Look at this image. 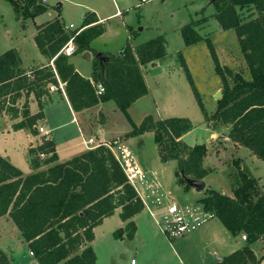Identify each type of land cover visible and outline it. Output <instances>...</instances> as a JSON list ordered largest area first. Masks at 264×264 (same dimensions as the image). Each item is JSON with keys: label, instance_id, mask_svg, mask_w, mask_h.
Listing matches in <instances>:
<instances>
[{"label": "trees", "instance_id": "16d2710c", "mask_svg": "<svg viewBox=\"0 0 264 264\" xmlns=\"http://www.w3.org/2000/svg\"><path fill=\"white\" fill-rule=\"evenodd\" d=\"M18 16L36 18L47 12L50 5L41 0H7ZM215 8L213 17L222 29L236 31L240 49L245 57L250 78L221 65L211 38L203 36L199 27L209 21L204 14L185 24L181 33L186 45L205 40L221 77L222 96L214 112L206 108L191 70L179 53L180 63L189 80L195 98L206 122L214 127L229 125L228 136L249 148L254 155L264 159V0H210ZM243 9H250L246 17ZM94 12H88L81 28L71 30L57 17L37 26L35 41L49 64L30 71L21 67L17 50L9 49L0 55V113L21 121L15 130L29 128L38 135L36 125L44 117L50 84L65 83V90L75 111H83L113 100L132 124L126 136L154 132L159 155L163 162L176 160L178 183L190 186L182 172L196 179H204L213 170L204 165L208 154L207 143L188 145L182 137L194 129L189 117L172 116L155 118L146 115L137 125L129 108L149 93L141 65H147L168 56L165 36H156L135 48L128 43L122 54L109 60L95 58L92 80L83 76L63 50L71 40L76 45L73 54L91 50V42L102 35L105 27L98 23ZM81 29L79 33L77 31ZM53 61L54 65L51 64ZM230 77V79H229ZM102 82L105 91L98 95L95 83ZM27 100L22 110L17 102L24 95ZM34 94L39 112L31 114L29 95ZM32 174L24 172L0 155V217L9 215L20 230L37 263L31 264H97L98 256L91 242L94 229L121 208L120 217L127 221L125 227L113 232L115 239L132 240L137 231L134 216L145 205L110 146L100 143L65 162L40 169L43 164L58 160L53 140L44 139L36 149ZM46 157L40 158V154ZM241 158L234 160L236 170L226 177L233 195L215 189H206L200 202L207 211H213L233 236L247 235L246 245L216 264H260L251 244L264 238V190ZM0 264H14L0 251Z\"/></svg>", "mask_w": 264, "mask_h": 264}, {"label": "crops", "instance_id": "0c3cea01", "mask_svg": "<svg viewBox=\"0 0 264 264\" xmlns=\"http://www.w3.org/2000/svg\"><path fill=\"white\" fill-rule=\"evenodd\" d=\"M50 1H53V0H46L45 3L50 5L51 4ZM61 1L62 2L59 3L60 4V7L58 8L59 10H55L50 7L47 12L41 15H38L34 19L31 18L34 22V28L31 30V33L29 35L24 31L14 33L11 28H7L5 37H6V40L8 41V44L4 46V49L3 51H1L0 55L9 49H15L18 51L21 57V67L24 70L30 71L36 67L46 66L49 64V59L41 53L35 41V36L38 33L37 26L59 17L65 22V24L71 30H75L83 26L84 19L88 12H94L99 19L98 23L102 24L105 27V31L102 35L98 36L91 42V50H88L91 52V58H85L84 52L73 54V52L76 49V45L74 44L73 41L68 43V47L70 45L73 46V50L69 54L71 55L70 60L74 63L77 70L83 76L87 78H91L92 80L95 58L98 52H102L105 56L109 57L110 59V56H117V55L122 54V50L124 46L128 43L132 46V48H135L137 45L141 43H144L156 36L162 35V33H164L165 35L167 34L165 33L167 31H162V29L159 28V26H156L154 29L155 31H154V30L149 29L151 25L147 26L142 23V21L148 20V19L150 21H153L155 19V16L158 15V12L156 11L157 8L155 9V5L143 7V5L149 3L150 0H147V1H143V0H61ZM187 1L192 2V0H186V1L182 0V4H185L186 6L188 3ZM65 2L76 7L75 8L76 12L74 14H72L69 10H65L63 8L65 5ZM193 2H195V0H193ZM137 8L140 9L139 12H137ZM202 8L203 7H201V9ZM214 13H215V8H214L213 13L209 15L210 16L209 21L199 27L200 32L207 25V23H209L211 20L213 19L217 20L215 17H213ZM45 14L49 15V18H46V20L42 22L40 18L43 17ZM21 18L23 20L28 19L24 16H19V17L17 16L18 20H21ZM66 18H69V21H67ZM187 20L188 19L180 21V23L177 25L178 30L180 32H181L182 26L190 22ZM71 25H73V27H71ZM25 26H27V24ZM151 31H154L156 34L151 33ZM232 31H234V33ZM229 35H232L238 41V37L234 29L224 30L222 29V27L220 28L218 38L225 39V38H228ZM183 43L185 47L188 49L189 47H193L196 44L201 43V41L196 44H192V45H186L185 41H183ZM224 44L221 45L222 46L221 49H218V47L215 46L217 54L219 56L222 66H226V67L233 69V67L236 66L234 52H231L230 50H228L230 49V47L229 46L227 47V45H224ZM239 47H240V44H239ZM63 51H65V49ZM243 59L246 62L245 57ZM165 60L167 59L156 60L155 61L156 65H152V66L153 67H161L163 65L165 66V63H163V61L166 62ZM51 64L54 65L53 61H51ZM151 64H153V62L147 65H141V69H142L146 84L148 86L149 93L146 96L138 99L129 108L130 115L135 123L136 121L134 120L132 116V112H131L132 109L135 107V105L140 103V101H142L146 97H150L151 95H153L152 87H151L152 74H150V71H152ZM187 64L190 68L189 62H187ZM234 71L236 72L238 70H234ZM60 81L61 80H59V85L50 84L48 86L49 93L43 97V99L46 101V104L44 107V117L40 119L36 125L37 129L39 126H44V128L49 132L47 136L44 135L43 133H38V135H34L29 128H22V129L15 130L13 125L21 121L24 118L21 112H20V116L16 119H12L10 115H8L5 111L0 113V155L6 157L15 166L20 168L24 172L25 175H29L35 172V170L32 167V164H33L34 159L36 158V154L32 152V149H36L37 146L44 139H50L54 141L57 154H58V160L50 164H43L40 169L47 168L59 162H65L67 160H70L74 156L84 153L85 151L90 149L89 147H87L84 141L90 138L93 139L92 144H95V143L99 144V143H103V142H107L111 140L116 141L119 138H123L121 143L117 141L118 143H120L117 146V148L125 147L132 154L134 153L133 155L136 157V159L138 160L142 168L148 173L149 177L152 180L157 179V181L161 185V189L164 192H166L167 190L163 188L165 184L162 180L161 174L159 170L157 169V167L154 166L155 160L151 161L147 159L146 161H144L145 159H143V161H141L139 158V156L141 157L142 155H141V152L139 151L141 147L138 144L144 143V137L149 133H152L154 135V132L148 131V132H145L137 136L128 137L126 136V134L132 130L133 128L132 124H131V127L129 126V128H127L125 132L119 131L118 126L111 124L112 123L111 114L110 113L108 114L106 110L107 105H111L110 107L112 108V110L116 109V106H114V104H110L113 100L108 101V102H102L97 106L85 109L83 111H79V112L75 111L66 93L65 83H64V90H63L60 87ZM51 86H54L55 88L52 89ZM218 92L222 93V82L219 85H216L214 89L212 90V96L214 99H216V95ZM201 96H202V93H201ZM26 100H27L26 94L21 99L18 100L17 106L19 107L20 110L23 109L24 103L26 102ZM28 100H29L30 113L31 114L38 113L40 109H39L38 100L36 99L35 95L30 94ZM217 100L218 99L215 100L214 109L211 110L210 113L216 110ZM95 111H101L105 113L107 116L106 118L102 120V123L99 122L98 126L95 127L93 131L86 132L84 125L82 124L83 113L95 112ZM111 113L113 114L114 112H111ZM148 114H151V113L149 112L142 113L141 121L136 124L139 125L142 122L143 118ZM152 115L155 118H160V119L172 117V116H185V117H189L190 119H192L190 115H188L187 113L180 114V115H176L172 113V114L166 115L163 112H157L156 114H152ZM124 117L129 122V120L126 118L125 115ZM192 121L195 125L194 129H192L190 132H188L182 137V139L188 145L194 146L196 144L207 143V146L209 148V146L211 145L209 141L210 139L214 137L219 138L222 136L223 138H220V139L224 141V145L218 148L217 150L209 149L208 154L204 159V165L213 170L209 175H207L204 179H202L206 182V189L210 188V189L218 190L213 185L214 179H212V177L215 173L219 171H222L225 177L227 176L226 173L224 172V167L226 165L225 164L226 162L224 161L223 157L224 155H226V153L229 152V149L230 150L235 149V151L238 154L237 158H241L242 160V163H241L242 166L247 167L251 171V173L256 178L259 179V183L264 190V175L260 173V170H258L259 167L260 168L263 167L264 169V166H262V164L258 162L259 157L254 155L249 148L241 145L240 143L236 141H233L228 136L229 131H227L226 134L221 133L222 127L226 126V129L230 130L229 125L214 127L211 123H208L205 121L204 116L201 118V121L199 122H196L193 119ZM40 122H44V123H40ZM199 126H202L205 129V133L202 134V136L199 138L194 137L193 133L196 131V129ZM189 137H191L190 139L191 141L187 142V139ZM139 140H140V143H138ZM114 149H115L114 152L117 154L116 148ZM157 149H158V145H157ZM45 157L46 155L44 154V156H41L40 158H42L43 160V158ZM158 159L162 161L160 155L158 156ZM248 161L250 163H248ZM192 189L196 191L195 188H192ZM218 191H220L223 194L233 195L231 185H230V190H218ZM198 193L203 194L205 193V191L198 192ZM120 212H121V208H117L115 213L112 216L106 217L103 220L102 224L95 227L94 229L95 239L94 241L91 242L92 246L98 237V231L100 229L106 227L107 225H110V232L113 234V232L116 229L126 226L127 221H123L121 219ZM214 217H217V216L215 215ZM133 220L135 221L137 225V231H136L134 239L130 240L125 237L124 239H116V240L119 242L129 241V243L132 245L131 246L132 248L134 247L136 250L140 251L143 264H147L148 258L151 256L150 254L152 253L153 248L156 247L160 243L161 244L165 243V245L167 246L169 244L170 247H172L171 249L173 251V256H176L182 262V259L180 258L178 250L174 248V244L171 243L168 237L162 232L157 220L148 212L147 209L144 208L142 212L136 214ZM218 220L220 221L221 234H223L225 231L227 233H230V231H228V229L224 226V224L221 222L219 218ZM5 229H9L11 232L7 236L8 244L4 246L0 245V251L5 252L14 264L37 263L36 258L31 253L28 247V242L25 241L20 230L18 229V227L16 226V224L13 222V220L11 219L9 215H4L0 217V241L5 235V232H4ZM217 233H218V230H216V236H219ZM242 234L243 233H241L238 236H233L231 234L232 235L231 237H233V240H229L226 242H224L223 239L221 238L220 241L224 243L216 244V246L212 248L211 255L213 257L222 256L224 258L225 256H228L234 251L238 250L239 248H243L247 242L246 240L242 238ZM196 236H199V234H197ZM10 243L17 244L23 247L26 250L25 251L26 256L25 255L20 256L16 253H12V249H10V245H9ZM251 248L255 252L258 258L263 256L264 238L251 244ZM220 249H222V251ZM161 260L162 262H168L171 259H169L167 255H165V257L164 256L161 257ZM217 262L219 261L216 260L215 258L214 259L208 258L206 259V261L200 262V264H216ZM98 263H99V257H98L97 264ZM136 264H139V263L136 262Z\"/></svg>", "mask_w": 264, "mask_h": 264}, {"label": "rangeland", "instance_id": "374dc122", "mask_svg": "<svg viewBox=\"0 0 264 264\" xmlns=\"http://www.w3.org/2000/svg\"><path fill=\"white\" fill-rule=\"evenodd\" d=\"M60 2L62 1H50V7L55 10H59L58 8L60 7ZM187 2L188 3L185 6V4H182V0H150L149 3L143 5V7L155 5V9L157 8L156 11L158 12V15L155 16V19L153 21H150L149 19L144 20L142 23L147 26L151 25L149 28L151 30H154L156 26H159L162 31H167L165 32L167 33L166 35L164 33H162V35L165 36L168 43V56L165 58L167 59L165 60L166 62L163 61L165 66L163 65L161 67H153V64H151L152 68H150L152 71H150V74H152L151 87L153 95L146 97L132 109V116L136 123L141 121V115L144 112H149L151 114L163 112L166 115L172 113L176 115L187 113L194 121H201V118L204 115L195 98L186 73L181 66L179 53L183 54L186 62H189L191 73L198 89L202 93V98L206 108L209 112L214 109L216 99H214L212 96V90L216 85L221 83V77L216 72L215 62L212 58L207 43L204 40L201 41V43H198L195 46L189 47L187 49L183 43L184 40L182 34L178 30L177 26L180 21L185 19H188L187 21L191 22L192 20L200 18L202 16L203 8H205L204 14L211 15V13L214 11V7L210 3V0H195V2L192 0V2ZM201 7L203 8L201 9ZM63 8L65 10H69L72 14L76 12V7L66 2ZM139 10L140 9L137 8V12H139ZM240 12H242L246 17L251 15L250 9H243ZM17 16L18 15L14 10L13 5L9 1L0 0V53L3 51L4 46L8 44V41L5 37L7 28H11L14 33L24 31L28 35L34 28V22L31 18L24 20L21 18V20H18ZM46 18H49V15L45 14L40 18V20L43 22L46 20ZM66 19L69 21V18ZM26 24L27 26H25ZM220 28L221 26L219 25L218 21L213 19L207 23L200 33L203 36L211 38L218 49H221V45L224 43V45H227V47L229 46L230 49L228 50L234 52L235 56L236 66L233 67V69L238 70L239 72L243 73L245 77L250 78V73L246 62L243 59L244 56L240 50L239 42L232 35H229L228 38L225 39L218 38ZM154 31H151V33H155ZM232 32L234 33V31ZM69 47L68 44L64 47V52L66 54H68L67 48ZM110 104H114V106H116V109L114 110H112L110 107L111 105L106 106L108 114H111V124L118 126L119 131L125 132L129 126L131 127V123L125 119L123 115L124 113L117 108V105H115L113 101ZM111 112L114 113L112 114ZM106 116L107 115L101 111L83 113L82 124L84 125L86 132L93 131L95 127L98 126L99 122L102 123V120L106 118ZM227 131H229V129H226V126L221 128L222 134H226ZM38 133L41 132L38 131ZM204 133L205 129L202 126H199L193 133V136L199 138ZM220 138L223 137H214L210 139L209 142L211 145L209 146V149L217 150L218 148L222 147L224 145V141H222ZM190 139L191 137L187 139V142L191 141ZM122 140L123 138H119L116 141L111 140L103 143L112 147L113 150L116 148L117 154L121 156V147L117 148V146ZM92 143L90 144L92 145L91 148H94L100 144ZM138 143H140V140ZM138 145L141 147L139 149L142 155L141 157L139 156L141 161H143V159H145L144 161L147 159L151 161L155 160L154 166L157 167L161 174L162 180L165 184L163 188L167 190L165 191L169 196V201H172V198L173 201L177 202L181 206L202 204L200 202V198L204 196V193L199 194L192 188L187 189L185 185L178 183V177L176 176L178 162L176 160L163 162L158 159L159 150L157 149L154 135L152 133L147 134L144 137V143ZM237 156L238 154L235 149H229V152L224 155L223 159L226 162L224 172L226 174L236 170L234 160L237 158ZM258 162L264 166L263 159L258 158ZM248 163L250 162L248 161ZM258 170H260V173L264 175L263 167H259ZM212 179H214L213 185L216 189L230 190V184L222 171L215 173ZM208 213L210 212L208 211ZM213 229L218 230L217 234L219 236H216V230L214 231ZM4 232L5 235L0 241L1 246L8 244L7 236L11 231L9 229H5ZM225 232L221 234L220 221L218 220V217L210 218L200 228L183 237L178 239L168 238L171 243L174 244V248L178 250L182 262L176 256H173V251L171 249L172 247H170L169 244L167 246L165 243H160L153 248L152 253L150 254L151 256L148 258L147 264H200V262L206 261L208 258H215L217 260L216 257L211 255L212 248L216 246V244H223L226 241L233 240V237H231L232 235ZM197 234H199V236H196ZM221 238L224 242L220 241ZM9 245L10 249H12V253H16L20 256H26V250L20 245L12 243ZM131 246L132 245L129 243V241H117L110 232V225H107L98 231V237L93 244V247L99 257L98 264H132V260H135L134 264H136V262L143 264L140 251L136 250L134 247L132 248ZM220 250L222 251V249ZM165 255H167L171 260L168 262H162L161 257H165ZM262 257L263 256L260 258ZM260 264H262V261Z\"/></svg>", "mask_w": 264, "mask_h": 264}, {"label": "built area", "instance_id": "2783aa9c", "mask_svg": "<svg viewBox=\"0 0 264 264\" xmlns=\"http://www.w3.org/2000/svg\"><path fill=\"white\" fill-rule=\"evenodd\" d=\"M41 1L45 3L46 0ZM71 27H73V25H71ZM80 31L81 29H79L77 33ZM67 53H71L69 48L67 49ZM60 87L64 90V83L61 81ZM51 88L53 89L55 87L51 86ZM95 88L98 95H101L105 91V86L102 82L95 83ZM38 130L45 135L49 134L44 126H39ZM84 142L87 147L91 148L92 145L90 144L93 142V139L90 138ZM41 156H44V154H41ZM116 157L125 170L130 183L135 187L139 197L143 201L145 209L157 220L162 232L169 239L183 237L197 230L210 218L215 216V213L211 211L208 213L203 204L192 205L194 207L189 205L181 206L173 201L171 197L172 201H169L168 194L161 189V185L157 179H150L148 173L142 168L138 160L127 148H121V156L116 154ZM242 238L247 240V235L243 233ZM134 263L135 260H132V264ZM262 264H264V259L262 260Z\"/></svg>", "mask_w": 264, "mask_h": 264}, {"label": "water", "instance_id": "95a60500", "mask_svg": "<svg viewBox=\"0 0 264 264\" xmlns=\"http://www.w3.org/2000/svg\"><path fill=\"white\" fill-rule=\"evenodd\" d=\"M84 57L85 58H91V52L90 51L84 52ZM96 58H98L101 61L109 60V57L105 56L102 52H98L96 54ZM153 65H156V63L153 62ZM221 95H222V93L218 92L216 95V99H219L221 97ZM182 176L186 180L187 184L190 187L195 188L196 191L204 192L206 190V182L204 180L191 178V177L185 175L183 172H182ZM216 258L218 261H222V259H223L222 256H217Z\"/></svg>", "mask_w": 264, "mask_h": 264}, {"label": "bare ground", "instance_id": "6f19581e", "mask_svg": "<svg viewBox=\"0 0 264 264\" xmlns=\"http://www.w3.org/2000/svg\"><path fill=\"white\" fill-rule=\"evenodd\" d=\"M69 50H70V51H72V50H73V46H72V45H70V47H69Z\"/></svg>", "mask_w": 264, "mask_h": 264}]
</instances>
